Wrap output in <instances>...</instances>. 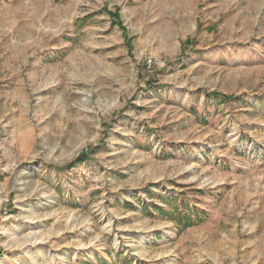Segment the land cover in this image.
Returning a JSON list of instances; mask_svg holds the SVG:
<instances>
[{"label":"rangeland","instance_id":"374dc122","mask_svg":"<svg viewBox=\"0 0 264 264\" xmlns=\"http://www.w3.org/2000/svg\"><path fill=\"white\" fill-rule=\"evenodd\" d=\"M0 264H264V0H0Z\"/></svg>","mask_w":264,"mask_h":264},{"label":"built area","instance_id":"2783aa9c","mask_svg":"<svg viewBox=\"0 0 264 264\" xmlns=\"http://www.w3.org/2000/svg\"><path fill=\"white\" fill-rule=\"evenodd\" d=\"M153 64H154V60H153V58H149V59L147 60V67H148V68H151V67L153 66Z\"/></svg>","mask_w":264,"mask_h":264},{"label":"trees","instance_id":"16d2710c","mask_svg":"<svg viewBox=\"0 0 264 264\" xmlns=\"http://www.w3.org/2000/svg\"><path fill=\"white\" fill-rule=\"evenodd\" d=\"M225 97H226V96H225ZM225 97H224V98H225ZM226 98H227V97H226ZM72 165H73V163H72Z\"/></svg>","mask_w":264,"mask_h":264}]
</instances>
